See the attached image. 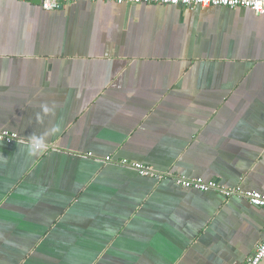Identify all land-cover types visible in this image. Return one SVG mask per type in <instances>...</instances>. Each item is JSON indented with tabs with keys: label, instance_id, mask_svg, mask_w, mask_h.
Instances as JSON below:
<instances>
[{
	"label": "crops",
	"instance_id": "crops-1",
	"mask_svg": "<svg viewBox=\"0 0 264 264\" xmlns=\"http://www.w3.org/2000/svg\"><path fill=\"white\" fill-rule=\"evenodd\" d=\"M0 129V264H245L264 207L173 177L264 195V13L0 0Z\"/></svg>",
	"mask_w": 264,
	"mask_h": 264
},
{
	"label": "built area",
	"instance_id": "built-area-1",
	"mask_svg": "<svg viewBox=\"0 0 264 264\" xmlns=\"http://www.w3.org/2000/svg\"><path fill=\"white\" fill-rule=\"evenodd\" d=\"M20 1H32V0H20ZM38 4L43 10H57L63 6L74 3L81 0H38ZM89 2L104 1L117 4H161V5H177L184 8H195L197 6H222L227 8L244 7L252 10L257 14L264 13V0H85ZM19 139V136L15 132L8 131L6 129H0V141L11 143ZM36 148H39L36 146ZM106 163H112L111 157L107 156L104 160ZM118 164L127 166L136 170L140 175H155V172L147 166L137 162H129L127 159H121ZM173 181L176 185L196 189L199 191L215 190L223 194L225 197H231L237 195L245 197L249 203L254 206L264 207V195L258 191H244L239 187L229 188L225 185L219 184L215 180H204L202 178H184L180 176H174ZM264 240L257 246L255 252L248 257L245 264H264Z\"/></svg>",
	"mask_w": 264,
	"mask_h": 264
},
{
	"label": "water",
	"instance_id": "water-1",
	"mask_svg": "<svg viewBox=\"0 0 264 264\" xmlns=\"http://www.w3.org/2000/svg\"><path fill=\"white\" fill-rule=\"evenodd\" d=\"M33 2L35 3H38L39 1L38 0H32ZM264 261V259L262 260V262Z\"/></svg>",
	"mask_w": 264,
	"mask_h": 264
}]
</instances>
